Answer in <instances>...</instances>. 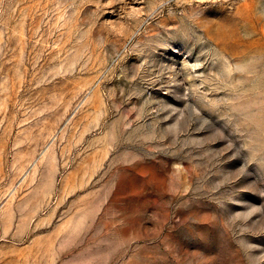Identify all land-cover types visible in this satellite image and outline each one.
<instances>
[{
    "label": "rangeland",
    "instance_id": "1",
    "mask_svg": "<svg viewBox=\"0 0 264 264\" xmlns=\"http://www.w3.org/2000/svg\"><path fill=\"white\" fill-rule=\"evenodd\" d=\"M0 264H264V0H0Z\"/></svg>",
    "mask_w": 264,
    "mask_h": 264
}]
</instances>
